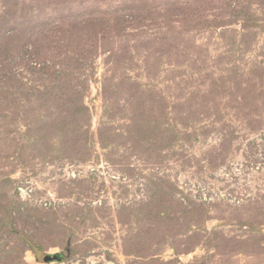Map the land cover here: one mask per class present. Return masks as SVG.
Instances as JSON below:
<instances>
[{
  "label": "rangeland",
  "instance_id": "1",
  "mask_svg": "<svg viewBox=\"0 0 264 264\" xmlns=\"http://www.w3.org/2000/svg\"><path fill=\"white\" fill-rule=\"evenodd\" d=\"M0 264H264V0H0Z\"/></svg>",
  "mask_w": 264,
  "mask_h": 264
},
{
  "label": "water",
  "instance_id": "2",
  "mask_svg": "<svg viewBox=\"0 0 264 264\" xmlns=\"http://www.w3.org/2000/svg\"><path fill=\"white\" fill-rule=\"evenodd\" d=\"M57 258H58L57 255H47V256L45 257V261H46V262H49V261L55 260V259H57Z\"/></svg>",
  "mask_w": 264,
  "mask_h": 264
}]
</instances>
